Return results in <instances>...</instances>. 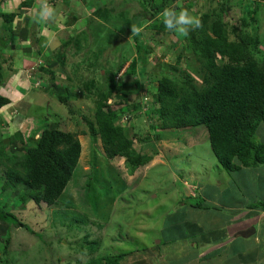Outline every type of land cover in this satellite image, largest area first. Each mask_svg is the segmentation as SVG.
Wrapping results in <instances>:
<instances>
[{"label": "rangeland", "instance_id": "374dc122", "mask_svg": "<svg viewBox=\"0 0 264 264\" xmlns=\"http://www.w3.org/2000/svg\"><path fill=\"white\" fill-rule=\"evenodd\" d=\"M85 1L87 5L101 9L102 14L107 17L95 16L94 19H88L85 16L84 20L78 21L74 33L81 31L89 23L84 30L87 40L82 39L78 50L77 47L72 49L75 53H67L64 66L54 67L57 75L59 74L58 82L72 85L80 96L71 97L67 105L63 104L44 91L46 75H42L44 82L41 84L38 77L28 76L29 80L26 81L29 84L26 86L29 88L23 91H21L22 85L18 84L14 87L16 82L12 81L3 89L4 91L13 89L12 92L8 91L13 99H16L17 91L22 92H18L20 96L24 93V97L22 100L18 99L15 105L0 112V138H8L16 130H21L27 138L29 136L37 138L39 127L55 126L77 135L82 143V154L73 178L60 198L65 203V207L58 204L39 209L34 202L29 201L24 204L20 203L14 194H2L0 187L1 205L14 212L39 233L37 235L16 226L9 234L0 229V264H77L78 260L86 262L88 258H91L88 244L90 245L93 241L99 242L93 256L97 253L112 255L141 249L146 244L154 246L159 239H163L162 234L171 237L174 230L185 227L192 226L194 231L198 228L197 230H200L202 234L213 228H224L225 223L230 224V215H239L242 219H249L248 221L255 223L253 216L256 214L249 213L246 209L234 213L227 206L233 201L231 198L235 196L234 190L237 192L235 189L237 186L241 192V176H232L220 165L206 134L202 136L201 142L191 140L193 134L199 132L198 134L201 135L200 132L205 131V127L199 126L196 127L198 130L192 131L156 129L152 127L153 122H156L155 118L151 120L145 113V109L136 113L131 111L128 119L119 118L118 121L121 124L134 128L138 148H142L153 158L150 164L140 166L133 172L127 158H110L99 136L97 138L92 136L87 119H94L96 96L87 98L82 94V90L86 83L90 84L91 88L95 86L94 91L98 90L102 86L101 74L106 73L109 78L112 77L118 65L125 61L122 73L131 60L136 58L134 42L128 35L127 28L128 25L135 26L138 19L144 16L140 14L145 9L143 7L146 6L147 1ZM2 3L0 0V12L4 5L9 7V3ZM174 3L177 9H187L192 15L198 17L209 7L218 11L221 9L219 0H211L210 3L208 0H175ZM228 4L231 24L240 21L241 13H248L252 7L248 0H229ZM12 9L21 13L23 11L18 8V5H13ZM71 13L77 15L76 4L70 7L67 16L70 17ZM25 14L32 16L31 12H25ZM142 14H145L144 11ZM20 16L16 19L19 27L25 22V15ZM34 17L36 18L37 14ZM37 23L39 27L44 25V23ZM141 23L142 39L146 38L144 40L151 46V52L147 56V71L153 79L150 86L157 87L158 77L174 73V67L181 71H192L201 82L197 73L198 64L196 61L193 63V56L185 49L183 35L170 31H158L153 29L148 21ZM0 25H3L2 18H0ZM13 26L16 29L15 24ZM248 30L254 39L259 38V43L254 44L255 56L260 63L264 64V9L255 12ZM57 33L55 34L61 36ZM5 35L0 29V44L6 42ZM80 35L82 34L78 36ZM148 38L151 39L148 40ZM159 38L163 40V43H157ZM58 39L54 36L43 41L46 42V47L42 51L46 50L47 56L53 53L49 59L55 58L57 53H62L65 49ZM38 46L40 45H36ZM47 46L50 47L49 50L46 49ZM179 52H184V55L181 62L177 63ZM5 53L10 56L7 51ZM15 58L14 56L13 59ZM34 62L32 60V63L29 62L26 66L33 65ZM39 64L37 62V65H34L36 70L39 69ZM121 73H117L116 79L119 84H125L122 91L127 94L128 104H130L137 96V90L132 81L140 79V75L121 77ZM8 77L10 76L5 75V78ZM147 88L141 91L142 98L151 102L155 88L151 90L149 96L146 92L149 87ZM113 100L115 102L117 98ZM157 134L160 135L159 139L156 138ZM255 137L264 142V121L258 127ZM180 138L188 140V145L180 144L177 141ZM4 171L5 167L0 166V176ZM242 181L246 185L244 187L251 190L247 186V179ZM220 182L226 183L231 189L212 185L220 184ZM198 184L201 185L200 189ZM229 190L232 192L230 197ZM247 194L251 198L257 197L256 191L253 190ZM237 200L241 203V194ZM196 203H205L206 208L193 206ZM94 206L97 208L98 215L93 214ZM56 209L61 212L59 218H57L58 212L55 216L53 214ZM62 209L65 211L63 212ZM75 210L86 213L83 217L77 218L75 217L77 214L73 213ZM67 213L70 215L69 223L66 222L67 224L61 229L54 228L56 224L62 223ZM90 213L92 218L94 216L93 219L89 218ZM8 236H11V244L6 249L5 239ZM242 242L241 246L247 250L261 248L253 237ZM86 243L88 249L85 246ZM259 251L261 249L257 253ZM259 253L264 257V249ZM136 254L139 253L133 252L130 255ZM254 254L256 255V252ZM150 259L157 261L151 257ZM206 264H242V262L237 257L219 256Z\"/></svg>", "mask_w": 264, "mask_h": 264}, {"label": "trees", "instance_id": "16d2710c", "mask_svg": "<svg viewBox=\"0 0 264 264\" xmlns=\"http://www.w3.org/2000/svg\"><path fill=\"white\" fill-rule=\"evenodd\" d=\"M48 1L53 3L55 0ZM146 1L147 4L143 7L145 9L140 14L144 16L138 19L135 26L128 25L127 28L128 35L134 42L136 58L131 60L122 73L125 61L118 65L112 77L109 78L106 73L101 74L102 86L98 90L94 91L95 86L91 88L88 83L82 90V94L87 98L96 96L94 119H87L92 136L95 138L99 136L110 158H127L132 172L140 166L150 164L153 158L142 148H138L134 128L118 121L119 118H130L131 111L136 113L145 109L151 120L155 118L156 122H153L152 127L156 129L192 131L199 126L205 127L206 130H202L201 135L197 132L191 136V140L201 142L202 136L206 134L220 165L234 177L241 176L243 168L253 169L263 165L264 143L257 140L255 134L264 121V64L255 56L254 48L259 43V38L254 39L248 26L254 19L255 12L264 9V0H248L249 5H252L251 9L248 13H241L240 21L232 24L229 0H219L221 2L219 11L209 7L207 11L202 12L199 16L202 18V27L182 37L185 49L193 56V63L196 61L198 64L197 73L201 82L192 71H181L174 67V73L158 77L157 87L150 86L153 79L147 71V56L151 52V46L144 40L146 38L142 39L141 31L134 32L133 29H140L141 22L148 21L153 29L167 31L159 14L166 7H177L175 0ZM210 1L208 0L209 3ZM16 2L18 8L26 12L35 5V0ZM16 2L13 5H17ZM10 7L9 5L6 11L0 12V18L3 19L0 29L7 38L5 43L0 44V112L13 102L10 93L2 92L3 87L11 81L15 83L25 72H28L27 77L31 75L38 77L39 84L44 82L42 75H46L44 91L67 105L71 97L80 94L72 85L58 82L59 74L57 75L54 67L64 66L67 53H75L72 49L77 47L78 50L82 39L87 40L84 30L89 23L81 31L63 40L62 46L65 49L62 53H57L55 58H46L40 51L34 54L37 60L35 64L26 66V62L22 61L16 66L12 56L6 55L5 51L10 53L14 49L16 51L24 49L25 52H31L30 49L33 50L36 42L40 40L39 24L34 16L24 14L25 24L21 29H15L13 25L17 17L23 14L9 10L12 8ZM143 11L145 14H142ZM94 13L96 15L89 19H94L95 16L107 17L102 14L101 9H95ZM70 17L78 20L80 16L71 13ZM79 34L82 35L78 36ZM20 41L25 42V45L29 41L30 44L21 46ZM157 43L161 44L163 40L159 38ZM183 55L184 52H179L177 63L181 62ZM37 62L40 64L39 69L36 70ZM117 73H121V77L140 75V79L132 81L137 96L130 104L127 94L122 91L125 84H119L116 79ZM5 75L10 77L5 78ZM147 87H149V90H146L148 96L155 88L151 102L142 98L141 91ZM114 98H117L115 102ZM45 126L39 127L38 138L32 136L27 138L21 130H16L8 138H0L3 139L0 140V166L5 167V171L0 176L2 194H14L20 203L34 202L39 209L65 204L60 198L73 178L82 154V143L75 133L55 126ZM156 138L159 139L160 135L157 134ZM177 141L183 145L189 143L182 138ZM246 179L248 180L247 177ZM193 206L206 208L205 203H196ZM251 207L264 209V199L257 200L251 204ZM96 209L94 206V215H98ZM56 212L59 213L57 216L59 218L61 212L58 209L54 210V216ZM73 213L79 218L86 212L75 210ZM91 215L90 213L89 218H92ZM69 219L70 215L67 213L62 223L53 227L61 229L67 224L66 222L69 223ZM14 226L39 234L0 203V229L9 234ZM98 243L93 241L88 244L91 258L86 262L78 260L77 264H120L127 255L137 251L130 250L112 255L97 253L93 256ZM5 244L7 249L11 244V236L6 237ZM85 246L88 249L87 243Z\"/></svg>", "mask_w": 264, "mask_h": 264}, {"label": "crops", "instance_id": "0c3cea01", "mask_svg": "<svg viewBox=\"0 0 264 264\" xmlns=\"http://www.w3.org/2000/svg\"><path fill=\"white\" fill-rule=\"evenodd\" d=\"M14 1L15 0H2L3 3H9L11 7L13 6ZM41 2L42 0H35L34 7L29 11L32 13V16L38 14ZM47 2L54 9L55 15L48 23H44L42 27L37 26L38 32L40 33L38 34L40 40L39 42H36V45H40L41 47L35 46L33 50L30 49L31 52L29 53L25 52L24 49H18L19 51H16V49H14L12 52H10L9 54L10 56H12V59L14 56L16 57L14 60L16 66L20 65L22 61L26 62L27 65H29V62L32 63V60L35 61L36 57L34 56V54L36 55L38 52L44 50L43 48L46 47V42L43 41H47L50 37H58V40L61 41V43L63 42V40H67L70 36L74 34L76 30V23L78 21H82V19L84 20L85 16H87V18L89 19V17L93 16L92 14L95 12V9H98L95 8V6L93 5H87L85 0H55L53 3L47 0ZM61 3L63 5H61ZM16 4L18 5L17 2ZM75 4L76 10L78 12L77 15L80 16L78 20L67 16L70 7ZM58 5H60V7H58ZM6 7L7 6L4 5L2 9L6 11ZM81 8L83 9L80 11ZM9 10L14 9L11 8ZM25 12L26 11H22L21 14H23L24 16ZM24 24L25 22H23V25ZM23 25L19 27L17 26L15 21L16 29H21ZM56 32H58L61 36L56 35ZM29 44V41L28 43H26V45L25 42L20 41L21 46H27ZM49 48L50 47L47 46L46 49L49 50ZM46 53V50L42 51L41 55L46 58H49L53 54L52 53L47 56ZM22 74L23 75H21V77L15 81L16 83L14 85V87H16L18 84L22 85L21 91L25 90V88H29L26 86V84H29V82L26 81L29 80V78L26 76L27 73L25 72ZM8 91L12 92L13 89H5V91L2 90L3 93H9ZM18 92L19 91L15 92L17 95L15 96L16 99H13V102L7 108L11 107L12 105H15L18 99H23L24 93L22 96H20ZM248 172L250 174H248ZM243 176L245 177V179L246 177L248 178L247 186L251 190H247L244 187L246 185L241 179V192L237 186L235 188L237 189V192L236 190H234V193H236L234 194L235 200L234 197H232L231 199H233V201L228 203L227 206L228 209L230 208L234 213H238L243 209H246L249 213L256 214L253 216L255 223H252L253 221H248L249 219H242V217H240L239 215H230V224L225 223L226 227L224 226V228L218 229L213 228L212 230H209V232H204V234H202L200 230H197L198 228L194 231V227L192 228V226L185 227L184 229H177L174 230L171 237H169V235L165 236L164 234H162L163 239H159L157 244H154V246H147L148 244H146L145 246H142L141 249L133 251L138 252L140 255H127L126 258L123 259L120 264H206L209 260L215 259V257L219 256L237 257V259H239L242 264H264V257L262 254L259 253L262 252L264 249V230H262L264 227V209L251 207V204H254L257 200L264 199V164L260 167L253 169L243 168V170L241 171V178H244ZM212 185H221L223 188L231 189L227 186L226 183L222 182H220V184L217 183ZM197 186L199 187V189L201 188V185L198 184ZM252 190L256 191V198H251L250 195L247 194V192ZM231 193L232 192H230L229 190V197ZM240 194L241 203H239V200H237ZM249 228L254 229V231H252L249 235L246 236L240 233L241 231L247 230ZM252 237L255 239V242L260 245L261 248L247 250L244 246H241V241H243L242 243H244V241ZM259 249H261V251L257 253ZM255 252L256 255L254 254ZM150 257L156 259L157 261H152Z\"/></svg>", "mask_w": 264, "mask_h": 264}, {"label": "clouds", "instance_id": "9594fccd", "mask_svg": "<svg viewBox=\"0 0 264 264\" xmlns=\"http://www.w3.org/2000/svg\"><path fill=\"white\" fill-rule=\"evenodd\" d=\"M54 15V9L48 4L47 0H42L36 17L37 22L48 23ZM159 16L167 31L184 36L202 27V18L192 15L187 9L166 7ZM140 30L139 28L133 29L134 32H139ZM38 136L37 134V138Z\"/></svg>", "mask_w": 264, "mask_h": 264}, {"label": "water", "instance_id": "95a60500", "mask_svg": "<svg viewBox=\"0 0 264 264\" xmlns=\"http://www.w3.org/2000/svg\"><path fill=\"white\" fill-rule=\"evenodd\" d=\"M252 231H254L253 228H249L247 230H244V231H241L240 233L243 234V235H249Z\"/></svg>", "mask_w": 264, "mask_h": 264}]
</instances>
